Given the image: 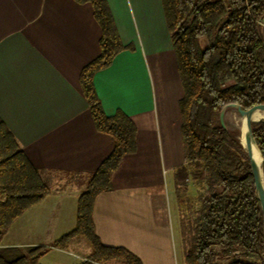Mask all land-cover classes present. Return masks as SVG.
Returning a JSON list of instances; mask_svg holds the SVG:
<instances>
[{
    "label": "crops",
    "instance_id": "1",
    "mask_svg": "<svg viewBox=\"0 0 264 264\" xmlns=\"http://www.w3.org/2000/svg\"><path fill=\"white\" fill-rule=\"evenodd\" d=\"M106 1L122 43L132 49L97 70L93 84L106 114L121 110L132 119L136 148L112 172L111 188L95 196L94 230L104 244L126 247L142 264H179L182 95L161 0ZM100 35L89 1L0 0V118L31 163L55 176L50 191L16 218L23 216L22 239L0 246H48L39 259L56 254L41 264H108L90 259L86 240L85 253L68 249L75 237L50 246L74 228L78 195L113 146L111 136L96 129L80 84L82 67L100 53Z\"/></svg>",
    "mask_w": 264,
    "mask_h": 264
},
{
    "label": "trees",
    "instance_id": "2",
    "mask_svg": "<svg viewBox=\"0 0 264 264\" xmlns=\"http://www.w3.org/2000/svg\"><path fill=\"white\" fill-rule=\"evenodd\" d=\"M77 1L92 4L101 29L100 53L82 67L80 84L96 129L108 133L113 146L78 195L74 228L50 246H65L82 236L90 246L91 260L142 264L126 247L104 244L92 221L95 196L111 188L112 172L124 154L136 148L134 122L121 110L104 112L93 76L116 53L132 45L122 43L106 0ZM161 2L183 89L178 106L185 163L177 168L176 176L179 172L180 182L185 184L190 178L206 188L200 194L184 261L219 264L215 258L222 255L231 258L223 264H264L263 217L249 158L239 129L225 121L222 124L219 117L230 103L245 109L264 103V27L259 23L264 0ZM251 130L264 175V120L252 121ZM54 178L53 170L31 163L0 118V238L27 207L50 191ZM48 249L44 245L0 246V264H35Z\"/></svg>",
    "mask_w": 264,
    "mask_h": 264
},
{
    "label": "rangeland",
    "instance_id": "3",
    "mask_svg": "<svg viewBox=\"0 0 264 264\" xmlns=\"http://www.w3.org/2000/svg\"><path fill=\"white\" fill-rule=\"evenodd\" d=\"M161 4H162V2H161ZM179 87L181 90L180 93L182 95L183 89H182L181 82L179 83ZM233 113L239 115L238 112L234 108H227L224 111V116H223L224 121L231 124V125H234V126L240 125L243 127L242 120L238 121V120L233 119V117H232ZM176 170H178V169H176ZM169 175H170V173H166L164 175V179H165V182L167 185L170 183ZM176 184H177V187L179 188V190H178V188H176V189H177L178 210L180 211L179 212V214H180V216H179L180 232H179V229H176L175 250H176V254L178 256L179 264H181V261L184 259L185 249L191 243V237L193 234V228H192L193 227V219H194V216L196 215V210H197V208H199L200 203H201L200 194L206 192L205 191L206 188L203 185L196 184L190 178L186 181L185 184L180 182L179 172H178V176H176ZM162 186H164V185L161 184V188H162ZM183 186H185L186 190L182 189ZM178 191H180V192L178 193ZM0 197H1V192H0ZM171 199H172V197H171ZM170 209H171V215H172L173 223L175 224V222H174L175 205L172 202L170 203ZM22 236H23V216L20 219H15L10 224L8 229L1 236L0 241L3 243L8 242V241H12V242L13 241H19L20 239H22ZM74 240L75 241L72 242V244L69 246V248H68L69 250H71L74 253H85L86 251H88V245L82 236H77V237H75ZM55 254H56L55 251L48 253V255H46L44 258L37 260L35 264H41V262L45 263L47 261H50L53 259ZM229 259H231V258H228L226 256L224 257L222 255H218L215 258V262L219 263V264H223V263H226Z\"/></svg>",
    "mask_w": 264,
    "mask_h": 264
},
{
    "label": "water",
    "instance_id": "4",
    "mask_svg": "<svg viewBox=\"0 0 264 264\" xmlns=\"http://www.w3.org/2000/svg\"><path fill=\"white\" fill-rule=\"evenodd\" d=\"M259 23L264 27V16L259 20ZM230 108H234L239 115L244 116L245 118V131H244V142H242L243 147L245 148V151L247 153V156L249 158V165H250V171L252 174L254 187L256 191L257 198L260 202V207L262 211V217H263V225H264V175L262 171V156L260 153L259 148L256 145V142L254 140L252 130H251V122L256 121L255 119H252V114L256 109H263L264 110V103H257L249 108L245 109L242 108L237 103H230L228 105ZM228 106H224L219 114L220 122L224 124V111L228 108ZM264 120V119H261ZM254 142L255 146L257 147L259 154H260V164L257 163L256 157L254 155V151L252 149L251 143Z\"/></svg>",
    "mask_w": 264,
    "mask_h": 264
},
{
    "label": "bare ground",
    "instance_id": "5",
    "mask_svg": "<svg viewBox=\"0 0 264 264\" xmlns=\"http://www.w3.org/2000/svg\"><path fill=\"white\" fill-rule=\"evenodd\" d=\"M256 111H260V112H262V113H258V112H256ZM232 117H233L234 120H238V121H241V120H242V125H243V127L240 126V125H239V126L235 125V126H237V128L239 129V138H240L241 143H242V142H244L243 135H244V131H245V125H244V123H245V118H244V116L237 115V114H235V113H233V116H232ZM252 119H255L256 121H257V120L264 119V110H263V109H256V110L254 111V113L252 114ZM235 124H236V123H235ZM242 145H243V144H242ZM251 145H252V149H253V151H254V155H255V157H256L257 163L260 164V154H259V151H258L257 147L255 146L254 142H252Z\"/></svg>",
    "mask_w": 264,
    "mask_h": 264
}]
</instances>
